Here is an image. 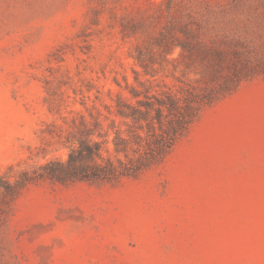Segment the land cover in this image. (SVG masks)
Wrapping results in <instances>:
<instances>
[{
    "label": "rangeland",
    "instance_id": "obj_1",
    "mask_svg": "<svg viewBox=\"0 0 264 264\" xmlns=\"http://www.w3.org/2000/svg\"><path fill=\"white\" fill-rule=\"evenodd\" d=\"M172 14L264 67V0H0V170L66 160L72 119L106 113ZM0 264H264V74L136 177L30 185Z\"/></svg>",
    "mask_w": 264,
    "mask_h": 264
},
{
    "label": "trees",
    "instance_id": "obj_2",
    "mask_svg": "<svg viewBox=\"0 0 264 264\" xmlns=\"http://www.w3.org/2000/svg\"><path fill=\"white\" fill-rule=\"evenodd\" d=\"M170 20L136 47L133 59L140 71H134V83L117 81L120 91L104 105L106 113L72 119L66 160L0 170V220L32 184L117 183L152 169L206 108L264 74V67H254L240 49L226 50L215 39L208 45L206 29L197 21L178 14Z\"/></svg>",
    "mask_w": 264,
    "mask_h": 264
}]
</instances>
